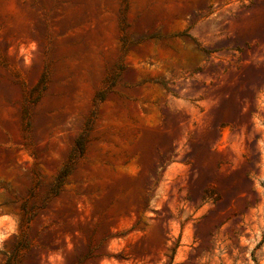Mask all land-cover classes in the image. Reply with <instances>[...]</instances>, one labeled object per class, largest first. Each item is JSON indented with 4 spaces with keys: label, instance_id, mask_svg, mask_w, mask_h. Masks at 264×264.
<instances>
[{
    "label": "rangeland",
    "instance_id": "374dc122",
    "mask_svg": "<svg viewBox=\"0 0 264 264\" xmlns=\"http://www.w3.org/2000/svg\"><path fill=\"white\" fill-rule=\"evenodd\" d=\"M0 264H264V0H0Z\"/></svg>",
    "mask_w": 264,
    "mask_h": 264
}]
</instances>
